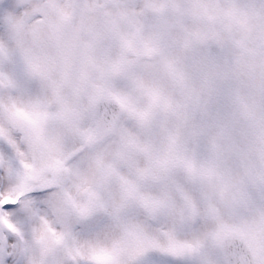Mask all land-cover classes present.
<instances>
[{"label": "snow or ice", "instance_id": "1", "mask_svg": "<svg viewBox=\"0 0 264 264\" xmlns=\"http://www.w3.org/2000/svg\"><path fill=\"white\" fill-rule=\"evenodd\" d=\"M0 264H264V0H0Z\"/></svg>", "mask_w": 264, "mask_h": 264}]
</instances>
